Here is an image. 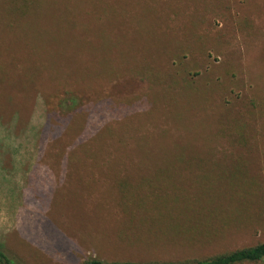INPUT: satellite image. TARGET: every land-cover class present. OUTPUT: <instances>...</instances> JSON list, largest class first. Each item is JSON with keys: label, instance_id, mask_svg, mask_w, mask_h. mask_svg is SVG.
<instances>
[{"label": "rangeland", "instance_id": "obj_1", "mask_svg": "<svg viewBox=\"0 0 264 264\" xmlns=\"http://www.w3.org/2000/svg\"><path fill=\"white\" fill-rule=\"evenodd\" d=\"M261 242L264 0H0L9 255L182 262Z\"/></svg>", "mask_w": 264, "mask_h": 264}, {"label": "trees", "instance_id": "obj_2", "mask_svg": "<svg viewBox=\"0 0 264 264\" xmlns=\"http://www.w3.org/2000/svg\"><path fill=\"white\" fill-rule=\"evenodd\" d=\"M152 74H155L157 72L151 71ZM138 73V72H135ZM184 74V73H183ZM147 75V74H146ZM161 77V76H160ZM166 77L171 78L172 74H164L161 79H165ZM184 78V75L182 76ZM173 80L171 82H178V78L172 77ZM162 82H166L164 80H161ZM63 87L67 88L64 90L65 94L70 95L71 97L69 99H65L64 104L73 105L75 103V98H73V89L68 87V85H63ZM51 101V100H50ZM61 101V100H60ZM77 102V100H76ZM58 107V106H57ZM77 104L73 105L74 113L70 116L59 118V120H62L63 124L68 125L71 121H74V117L77 114ZM53 110L55 111L56 106H52ZM61 108V107H60ZM8 110V108H6ZM11 109V108H10ZM107 109L108 111H111L110 108H106L104 106V110ZM3 110V109H2ZM59 117V116H58ZM57 118V117H56ZM235 126L238 128H244V124L237 123ZM249 133V132H247ZM246 139L245 142L246 143ZM248 145H252V141H248ZM4 246L0 244V264H20L18 262L17 257L11 256L8 254L7 250L3 249ZM6 248V247H5ZM264 262V242L258 243L254 246L249 247H243L239 249H235L233 251L224 252L215 254L212 256H208L205 258H194L191 260H185L182 262H168V261H149V262H139L135 260H129V259H101L98 257H90L81 261H77L76 264H261ZM22 264V263H21Z\"/></svg>", "mask_w": 264, "mask_h": 264}]
</instances>
